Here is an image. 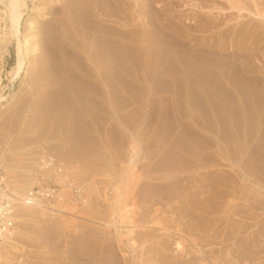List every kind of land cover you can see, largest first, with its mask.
Instances as JSON below:
<instances>
[{"label": "rangeland", "instance_id": "rangeland-1", "mask_svg": "<svg viewBox=\"0 0 264 264\" xmlns=\"http://www.w3.org/2000/svg\"><path fill=\"white\" fill-rule=\"evenodd\" d=\"M26 3L22 32L32 36L36 31L37 36L34 38L36 48L30 54L23 81L11 84L7 77L8 69L16 61L15 42L9 46V51L0 54V67L6 78L3 82L4 94L11 99L16 93L13 101L0 110V173L12 180L11 183L15 182L13 185L16 188L24 186L17 179L22 177L26 181L33 173L36 178L38 176L40 184L57 189L60 195L64 194V197H58L61 202L57 199L53 203L47 197L48 209L58 211L64 206V209L88 218L106 216L111 214L110 206L118 193L125 208L116 215H109L116 220L107 231L95 222L60 214L59 211L55 215L47 211L40 214L32 207L20 208L23 219H18L16 235L20 233L18 239L22 251L10 255L5 264H91L88 262L94 259L95 237L100 234L110 236L109 246L116 251H120L119 244L123 240L127 242L125 238L119 241L116 237L118 232L126 233L130 228L123 217L124 211L128 209L141 219L142 213L147 214L145 209L149 206L145 205L149 199L159 198L162 193L171 201L194 196L199 199V194H194V188L190 187L194 180L218 177L228 170L231 161L222 157V150L217 146V133L226 135L218 119L227 116L233 122L235 110L231 103L228 104L229 101L222 99L227 103L222 117L219 111V100L223 96L221 84L231 81L239 89L246 90V84L251 85L256 78H264V0H26ZM142 5L156 6V13L158 15L159 11L160 15L153 18V15L143 14L145 9L142 11ZM32 8H36V13L33 14ZM105 8L112 12L110 16L99 13L107 10ZM32 16H38L34 30L28 24L30 20L26 21ZM0 26L4 23L0 22ZM176 29L178 33H175ZM175 34L183 36L188 47H180L174 39ZM104 37L113 39L108 43ZM103 44L113 45V50ZM77 52L81 54L80 58L75 54ZM104 57L106 63L102 60ZM85 64L84 69L82 65ZM190 65L197 71L189 69ZM110 67L112 70L116 68V72L122 67L127 78L124 79L123 75L115 77L114 71H107ZM100 72L106 77H99V74L102 75ZM107 77L112 86L104 88L101 81ZM115 85L118 87L115 88ZM219 85L220 88H217ZM178 86L185 87V91L181 89L182 97L179 96ZM193 90L197 93L192 94ZM199 91L203 97L210 98L205 97V100ZM210 91L211 95L208 94ZM103 92L106 95L104 98ZM198 95H201L200 102L203 99L205 102L198 104V97H194ZM200 105H205L206 110ZM201 110L205 112L201 113ZM244 119L250 122L248 114ZM209 121L214 129L209 126ZM232 129L231 126L227 140L238 138L233 136ZM226 138L223 137V140L228 147L223 145L230 151L228 153L236 162L239 160L240 166L243 165L249 151L242 152L235 141L230 140L233 141L231 144ZM48 153L60 159L66 172H63V167L62 170L47 168L48 173L45 172L40 157L48 156ZM133 154L137 155L135 166L129 161ZM33 162L41 167L39 171L35 170ZM195 164L200 165L196 167ZM258 164L264 168V161H258ZM57 171L62 175L66 173L65 177L60 180L61 175L55 174ZM258 171L256 173L261 176ZM55 175L59 179H54ZM167 183H179L182 187L162 189ZM37 184L35 182L33 186ZM237 195L241 197V194ZM250 195L251 202L259 197L255 192ZM166 204L150 207H159L161 211L158 213L168 215L172 209L170 207L167 211L169 203ZM251 210L258 215L263 211L250 208V211L245 209L244 214L250 215ZM234 217L240 219V216ZM247 221L252 226L255 219ZM261 223L253 225V230L260 229V226L263 228ZM161 230H156V233ZM136 233L144 236L139 230ZM261 233L264 234V230ZM140 242L136 243V251L131 257L138 256L140 261L150 253L155 255L156 250L144 251V242ZM148 243L145 242V245ZM126 250H130L129 246ZM117 254L119 257L128 256ZM172 254L168 250L170 257Z\"/></svg>", "mask_w": 264, "mask_h": 264}, {"label": "bare ground", "instance_id": "bare-ground-1", "mask_svg": "<svg viewBox=\"0 0 264 264\" xmlns=\"http://www.w3.org/2000/svg\"><path fill=\"white\" fill-rule=\"evenodd\" d=\"M142 4H145V3L143 2ZM140 5H141V3H140ZM25 7H27L26 0H0V22L4 23V26H0V54H1V52L9 51V46L13 42H15V60L16 61H15V64L11 67V69H8V71H7V77L9 78V81L11 82V84H13L17 80H21V81L24 80L25 76L27 75V68H28L27 62L30 58V54L33 51L32 49L36 48V44L34 41V38L37 36L36 31H34V34L32 36L23 35V32H22V22L24 20L25 15H26ZM36 7L38 8L37 5H36ZM155 7L152 5H150V6L142 5V11L145 9L143 14H146L147 16H151V17L153 15L154 16L153 18H157L158 15H160V14L158 11V15H157V13H156L157 8H155ZM35 9L36 8H32L33 14L36 13ZM105 9H107V8H105ZM96 13H98V12H96ZM99 13H102V16H105V15L110 16L109 14H112V12L109 9L105 10L104 12L102 11ZM38 16H40V15L38 14ZM38 16H34V17L32 16L26 20V21L30 20L28 24L33 30L36 29V27H37L35 19ZM144 28H145V26H144ZM141 29H142V27H141ZM109 30H111V29H109ZM146 30L148 31V29H145L144 32H146ZM176 32L178 33L179 30L176 29L175 33ZM143 35H145V34L143 33ZM168 35H170V33ZM175 35H176V37H174V36L173 37H174L175 41L179 43L180 47H182V48L188 47V45L186 44V42H184V40L182 38L183 36L181 37L178 34H175ZM22 36H24V37L22 38ZM166 38L169 39V37H166ZM112 39L110 38V40H112ZM126 39H128V38H126ZM145 39H147V38H145ZM148 39H151V38L148 37ZM105 40H108V39L105 38ZM110 40H108L109 41L108 43L111 42ZM134 40H136V39H134ZM103 45L106 46L107 48L109 47L105 44H103ZM111 47H109V48L111 49ZM114 47H116V46H114ZM158 47H159V45H158ZM197 48H200V47H197ZM99 49L100 48H98V51H99ZM115 49L116 48H114V50ZM94 50H96V49H94ZM111 50H113V49H111ZM130 50L131 49H129V51ZM134 50H136V49H134ZM204 50H205V48H204ZM149 51H151V50H149ZM108 52L107 53L105 52V53L108 54ZM99 53H98V55L101 56V54H99ZM101 53L104 54V51L103 52L101 51ZM75 54H78L77 57H79V55H81V54H79V52H77ZM98 55H96V56L99 58ZM120 55H122V54H120ZM120 55L117 54V56H120ZM134 55H135V53H134ZM134 55H132V56H134ZM91 56H93V55H91ZM194 56L192 55L191 57H194ZM164 58H166V57H164ZM196 58H199V57H196ZM103 59H104L103 62L106 63L107 60H105V57L102 58V60ZM99 60H101V57ZM125 60H127V59H125ZM123 61L124 60H122V62ZM94 62H95V60H94ZM118 62H119V60H118ZM137 63L138 62H136V64ZM107 64H108V62H107ZM86 65L87 64L82 65V67L84 68ZM152 65H153V63H152ZM164 65L165 64H163V67H165ZM104 66H106V65H104ZM107 66H110V65H107ZM115 66H116V62H115ZM170 66H171V64H170ZM163 67H162V69H163ZM178 67H179V65H178ZM189 67H188L189 69H192L193 71H197L196 69H194L193 66L190 65ZM87 68H90V66ZM102 68L104 70V67H102ZM173 69H174V67H173ZM174 70L176 71L177 69H174ZM200 70H201V68H200ZM86 71L89 72L88 69ZM107 71H111V72L114 71L115 77L120 76V78H121L122 75H123V77L126 76L123 74L122 67L118 68L117 72H116V68L114 70H112L111 67L108 68ZM107 71H105V72H107ZM179 72L181 74L182 70L180 71V69H179ZM198 72L200 73L199 70H198ZM90 73H92V72H90ZM100 73L102 75L99 74L98 76L99 77L103 76V73L102 72H100ZM108 75H109V73H108ZM149 75H151V74H149ZM196 75H198V74H196ZM200 75H202V74L200 73ZM140 76H141V74H140ZM182 76H184V75H182ZM151 77H152V75H151ZM157 77H160V75ZM108 78L109 77L103 78L101 81V85H104V88H108V87L112 86L110 83L112 81L109 82ZM120 78H118V79L120 81H122ZM126 78L127 77H125L124 79H126ZM4 79H6V78H4L3 69L0 67V110L2 108H4L5 106H7L10 102H12L13 96L16 95V93L13 94L12 98L10 99V96H6L4 94V87H3ZM87 79H89V78H87ZM118 79H116V80H118ZM162 79H164V77ZM182 79H184V78L182 77ZM111 80H112V78H111ZM156 80H155V83L157 82ZM179 80H181V79H179ZM190 80H192V79H190ZM164 81L166 82V80H164ZM95 82H97V81H95ZM125 82H126V80H125ZM127 82H129V80ZM130 82H131V80H130ZM178 82L179 81L177 79V83ZM90 83L91 82L88 83L89 86H90ZM174 83L177 84L176 80ZM112 84L114 85V83H112ZM179 84H180V82H179ZM132 85H133V83H132ZM137 85H139V84H137ZM125 86H126V84H125ZM171 86H172V84H171ZM217 86H218V84H217ZM114 87L117 88L118 86L115 85ZM132 87L135 88V86H132ZM170 87H167V88H170ZM179 88H180L179 93H181L179 96L182 97L181 91L183 89L185 91V87L183 89L181 87H179ZM217 88H220V85ZM99 89H97V90H99ZM190 89H192V88H190ZM220 90L223 93V96L219 100L221 102V108L220 109L218 108V109H219V111L222 112V114H223L222 117L224 116V114L226 112L225 108L227 105L224 106L225 104H227V103H225L226 101H229L228 104L231 103L233 105L232 108L234 107L233 109L235 110V112H234L235 114L234 115L232 114L233 118H234L233 122L228 120L229 118H227V116L226 117L224 116L223 118H221V116H220V118L218 120L220 121V124L222 125L221 128L224 130L226 135L230 134L229 132H230L231 126H232L233 136H238V138L236 137L237 138L236 140H233L231 138L230 140H233L237 143L238 149L242 150V152H248L249 151L243 165L240 166L239 160L236 162L235 159L232 156H230L231 153L230 154L228 153L230 151H228V149L225 148V146L228 147V145L227 144L225 145V142L223 140V137L226 138V135H224V133H222V135H221V133L219 134V132H218L217 133V137H218L217 138L218 139V145L217 146L219 147V149L222 150V152H221L222 157L224 159H228L231 161V163L227 162L228 164H230V166L228 165L229 166L228 170L227 169H226L227 171L223 170L226 173L225 174L222 173L218 177H212V178L205 177L202 179H200V177H199V179H195L194 180L195 182H193L192 186H190V187L194 188V190H193L194 194H199L198 195L199 199H197L194 196L192 198H190V197L184 198L183 197V199H179L178 201H171V199H169L168 197L163 196V193H162L158 196L159 198H157V197L153 198L152 197L151 199H149L150 204L147 202V204L145 205V206H149V207H146V209H145L147 214L142 213L143 217H141V219L135 217L128 209L126 211H124V214H123L124 216L121 214H118L119 216L125 217L126 223H128L129 224L128 226H130V228L126 230V233L118 232V234H116V237H117V239H119V241L122 238H125V240L127 241V242H123L124 241L123 240L122 243L119 244V250L121 252L116 251L111 246H109L110 242L108 240H109L110 236H107L106 234H100L99 237L94 238V240H95L94 243L96 244L92 250V252L94 254V259L92 258L93 261L88 262V263H91V264H264V237L261 235V234H263L261 232H262V230H264V227L262 226L263 228H261V226H260V229H257V230H255V229L253 230V228H252V226L256 225V223L260 224L262 222L261 224H264V195H263V193H264V168L261 166V164H258V161L259 162L261 161V163H263V161H264V78H261V79L256 78V80L254 82H252L251 85L246 84V90L239 89L231 81H227V82L224 81L221 84ZM95 91H96V89H95ZM90 92H91V90H90ZM100 92H101V90H100ZM193 93H194V90H193L192 94ZM195 93H197V92H195ZM210 93H211V91L208 94L211 95ZM117 94H119V92ZM199 94H202V98L206 97V96L203 97V93H201L200 91H199ZM215 94H216V92H215ZM104 95H105V93L103 92V95H102L103 98H104ZM117 96H115V97H117ZM119 96H121V95L119 94ZM91 97H92V95H91ZM105 97H106V95H105ZM194 97L195 98L198 97L197 98L199 101L198 104H200L204 101V99H203L202 102H200L201 100H199V99L201 98V95L194 96ZM120 98L121 97H119L118 99H120ZM183 98H182V100H184ZM187 98H188V96H187ZM206 98H205V100H206ZM208 98H210V97H208ZM222 99L226 100V101L222 102ZM186 101H187V99H186ZM4 102H5V104H4ZM96 102H97V98H96ZM104 103H106V102H104ZM204 106L200 105L199 107H201V108L203 107V109H205ZM229 108H231V107H229ZM201 111H202L201 113H203L204 110H201ZM236 111L237 112L240 111V112L236 113ZM231 113H232V111H231ZM247 114L250 117V122L249 121L246 122L244 119V117L247 116ZM210 121H209V123H210L209 126H211V124H212V122H210ZM181 122L183 123V121H181ZM205 127H206V125H205ZM211 127L213 128L214 126H211ZM192 128H195V127L192 126ZM187 130H188V127H187ZM239 136L241 137V139ZM225 140L228 142L230 141V140H227V138ZM211 141H212V139H211ZM212 142H215V141H212ZM228 142H226V143H228ZM232 142H231V144H232ZM207 144L209 145V143H207ZM231 144H229V145H231ZM131 146H132V148H134L133 144H131ZM230 147H233V146H230ZM233 149H234V147H233ZM234 150H236V149H234ZM235 152H233V154ZM50 154H53V153H50ZM53 155H55V154H53ZM213 155H215V154H213ZM135 156H137V155L133 154L132 156L130 155V158H129V161L132 164V166H135V159H136ZM211 157L212 156H210V158ZM237 159H238V157H237ZM58 160L60 161V159H58ZM248 163H249V165L247 166ZM199 165L200 164H195L194 166L197 167ZM39 166H41V165H39ZM235 166H237V167H235ZM35 167H36L35 168L36 171L41 169V167L39 169V167L36 166V164H35ZM53 169H56V168H53ZM62 169H64L63 172H66L64 166ZM258 170L261 172V176H258L259 174L256 173V171H258ZM259 171H258V173H260ZM53 172H55V171H53ZM55 174H58V176L61 175L60 180H61L62 176L66 175V173L62 175L61 172H58ZM2 175H3V173H2ZM25 175H27V174H25ZM30 176H31V178H30ZM26 177L23 176V178H26ZM28 177L29 178L28 179L26 178L27 179L26 181H24L25 179L22 180V177L20 180L16 178L19 182L23 183L24 186L22 188H20L21 185L19 186V188H16L17 186L15 187L13 185V183H15V182L11 183L12 180L10 181V179L8 177H5V182L12 189V191L14 193V229H13L12 235L10 237H7V238L0 241V261H1L0 264H5L6 260L11 258V257H9L10 255L18 254L20 251H22V245L18 239L19 238L18 234H20V233H18L16 235L17 227H18V219H20V220L23 219L22 218L23 216L20 214V208L21 209L23 208V210H24V209H27L28 207H32L35 210V212H39L40 214H43L44 212L46 213V211H47V213L49 212V213H52L55 215L59 211L60 214L61 213L70 214V215H73V217L76 216V217L81 218V220L87 219L88 221H92L93 223L95 222L96 225L98 224L102 228H105L106 231L108 230L109 227H111L113 225L114 220H116L115 218L110 217L109 215H111V214L116 215L120 210H123L125 208V206L122 202V199H121L122 198L121 194L118 193V194H116L115 202H113L112 205L110 206V208H112L111 214L106 215V216L88 218L86 216H82V214L81 215L80 214L79 215L74 214V213H72L73 211L71 212L70 210L64 209V206H63V208L59 207L61 209H58V211L54 210V208L48 209V206H46L43 203H40L37 200V198L32 196V193H31L32 186L36 182L35 175L32 173V175L30 174V175H28ZM37 178H38V176H37ZM56 178L59 179V177H56V175H55L54 179H56ZM28 180H29V182H28ZM1 181H2V177H1V173H0V185H1ZM24 182H26V183H24ZM58 183H60V182H58ZM18 185H19V183H18ZM25 185H26V187H25ZM169 187L181 188L182 186L179 183H175L173 185L167 183L166 186H162V189H168ZM71 188H72V186L70 187V190H71ZM84 190H86V189H84ZM60 191H62V190L60 189ZM80 191H83V190H80ZM77 192H78V190H77ZM251 192H255V194L257 196H259L258 198H256L257 200L254 202L250 201V199L252 197L250 195ZM78 193H80V192H78ZM259 193H261V194H259ZM81 194H83V193H81ZM237 194H241V197L238 196ZM83 195H81V196H83ZM261 195H262V197H260ZM60 196L64 197V194L60 195ZM64 199L65 198H63L62 201ZM85 199L86 198H84V200ZM58 200H59L58 202H61L60 198H58ZM240 200H241V202L242 201L243 202L242 203L238 202ZM78 201L80 202V200H76V202H78ZM163 201H166V203H169V205L167 206V208H168L167 211H169V208L171 207L172 213H170L168 215H161V213H158L159 211H161V209L159 207H153V208L150 207V206H154V205H159L160 203L165 205L166 203ZM53 203H54V200H53ZM56 203H57V201H56ZM83 204H86V203L84 202ZM86 205H88V204H86ZM50 206H52V205H50ZM54 206H59V204L58 205L54 204ZM249 207L252 208L253 210L263 209V211L259 215L255 212H253L252 210H251L252 213H250V215L244 214L245 209L250 211ZM49 208H51V207H49ZM55 208H57V207H55ZM234 216H240V219H239V217L235 218ZM259 216H262V218L260 217L261 218L260 220L258 219ZM76 217H75V219H76ZM70 218H72V217H70ZM243 219H245V220H243ZM249 219H252V220L255 219V222H253V223L251 222L252 226L247 221ZM114 226H116V225H114ZM158 229H162L159 234L156 233V230H158ZM138 230L141 231V233H144L143 237L139 236L138 233H136ZM240 234H244V236L240 235ZM142 238L143 239L145 238V239L142 241ZM138 240L141 242H144L143 246H142V249H144V251L148 252L151 249L156 250L155 255L150 253V254H148V256L146 258H144V257L140 258V261H138V259H139L138 256L137 257L136 256L131 257L133 252L136 251L135 245H136V243H138ZM145 242H149V243L145 245ZM127 246H129L130 250H126ZM168 250H171L173 252L172 257H170L168 255ZM117 253H122L123 255L128 254V256H121L122 257L121 258L118 256ZM119 255H121V254H119Z\"/></svg>", "mask_w": 264, "mask_h": 264}, {"label": "built area", "instance_id": "built-area-1", "mask_svg": "<svg viewBox=\"0 0 264 264\" xmlns=\"http://www.w3.org/2000/svg\"><path fill=\"white\" fill-rule=\"evenodd\" d=\"M46 155L48 156L40 157L41 160L44 162V166H42L43 168H49L50 170H55L53 168H57L60 170L63 167L61 162L57 159L55 155L50 153ZM46 170L47 169H45V172H47ZM1 177L2 181L0 185V241L7 237H10L14 229V193L5 182L6 176L1 174ZM35 179L36 184H39L32 187L31 193L33 197L37 198L40 203H43L45 205V199L47 197L54 201L58 199V197L60 196V192L57 189H52L51 187L47 188L44 186L43 183L40 184L36 177Z\"/></svg>", "mask_w": 264, "mask_h": 264}]
</instances>
